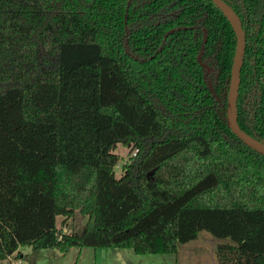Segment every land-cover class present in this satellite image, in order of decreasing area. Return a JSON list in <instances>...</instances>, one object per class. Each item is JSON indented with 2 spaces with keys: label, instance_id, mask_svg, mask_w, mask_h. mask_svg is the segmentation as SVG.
I'll use <instances>...</instances> for the list:
<instances>
[{
  "label": "trees",
  "instance_id": "16d2710c",
  "mask_svg": "<svg viewBox=\"0 0 264 264\" xmlns=\"http://www.w3.org/2000/svg\"><path fill=\"white\" fill-rule=\"evenodd\" d=\"M224 1L246 34L238 122L264 143V0ZM236 45L211 0H0V264L175 254L201 231L229 239L219 264H264V156L225 110Z\"/></svg>",
  "mask_w": 264,
  "mask_h": 264
},
{
  "label": "rangeland",
  "instance_id": "374dc122",
  "mask_svg": "<svg viewBox=\"0 0 264 264\" xmlns=\"http://www.w3.org/2000/svg\"><path fill=\"white\" fill-rule=\"evenodd\" d=\"M120 161L115 168L117 177L122 174L123 165L131 161V147L120 144L116 151ZM86 218L77 214L74 218L65 219L60 216L57 226L62 233H72L84 226ZM229 239H219L207 231H201L195 240L180 246L175 254H145L137 255L129 249H106L92 247H72L66 252L60 250L41 249L33 250L32 247H21L23 261L19 264H219L217 246L228 242ZM16 262V261H14ZM18 264V263H17Z\"/></svg>",
  "mask_w": 264,
  "mask_h": 264
},
{
  "label": "water",
  "instance_id": "95a60500",
  "mask_svg": "<svg viewBox=\"0 0 264 264\" xmlns=\"http://www.w3.org/2000/svg\"><path fill=\"white\" fill-rule=\"evenodd\" d=\"M221 10L231 24L237 39L231 80L226 107L227 123L232 132L251 149L264 156V143L244 132L238 122V96L241 83V70L246 50V34L240 17L224 0H211Z\"/></svg>",
  "mask_w": 264,
  "mask_h": 264
},
{
  "label": "built area",
  "instance_id": "2783aa9c",
  "mask_svg": "<svg viewBox=\"0 0 264 264\" xmlns=\"http://www.w3.org/2000/svg\"><path fill=\"white\" fill-rule=\"evenodd\" d=\"M136 151L133 153V155H136ZM16 254H14L13 256H15ZM13 256H10L9 258H8V264H19V260H13ZM23 258H21V260L20 261H23L22 260ZM14 261H16V262H14ZM21 264H22V262H21Z\"/></svg>",
  "mask_w": 264,
  "mask_h": 264
},
{
  "label": "crops",
  "instance_id": "0c3cea01",
  "mask_svg": "<svg viewBox=\"0 0 264 264\" xmlns=\"http://www.w3.org/2000/svg\"><path fill=\"white\" fill-rule=\"evenodd\" d=\"M124 250V249H123Z\"/></svg>",
  "mask_w": 264,
  "mask_h": 264
}]
</instances>
